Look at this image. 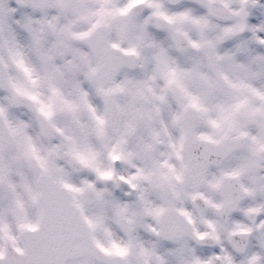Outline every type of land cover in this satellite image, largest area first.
<instances>
[{
	"label": "clouds",
	"instance_id": "9594fccd",
	"mask_svg": "<svg viewBox=\"0 0 264 264\" xmlns=\"http://www.w3.org/2000/svg\"><path fill=\"white\" fill-rule=\"evenodd\" d=\"M0 264H264V0H0Z\"/></svg>",
	"mask_w": 264,
	"mask_h": 264
}]
</instances>
